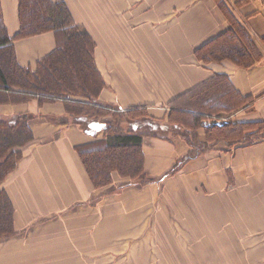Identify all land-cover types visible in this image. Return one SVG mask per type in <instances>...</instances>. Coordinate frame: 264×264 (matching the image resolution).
<instances>
[{"label":"crops","instance_id":"0c3cea01","mask_svg":"<svg viewBox=\"0 0 264 264\" xmlns=\"http://www.w3.org/2000/svg\"><path fill=\"white\" fill-rule=\"evenodd\" d=\"M53 1L64 2L75 24L93 38L95 66L105 83L98 102L105 108H146L153 121L164 125L170 103L214 74H226L241 95L253 99L229 120L264 121V0H223L261 53L249 69L228 61L206 68L197 62L194 51L229 27L214 0ZM17 4L0 0L10 38L19 28ZM55 47L53 33L13 44L18 64L32 70ZM0 114L27 115L33 134L1 186L13 207L14 235L0 241V264H163L166 250L151 245H165L166 235L173 236L176 247L170 251L180 253L173 264H182L179 245L193 248L196 257L190 262L198 261L193 264H213L203 261L206 244L199 238L208 241L210 236L212 242L213 229L234 237L239 251L259 250L255 246L264 240V140L231 151L212 149L179 166L190 150L185 141L144 137L141 151L151 184L137 188L115 176L110 186L96 189L76 149L101 140L105 121L96 129L80 126L62 102L39 104L36 99L2 104ZM203 133L199 129L198 135ZM172 173L195 210L188 225L167 229L160 227L166 213L151 211L149 203L150 194L159 201ZM232 264H264V258Z\"/></svg>","mask_w":264,"mask_h":264},{"label":"trees","instance_id":"16d2710c","mask_svg":"<svg viewBox=\"0 0 264 264\" xmlns=\"http://www.w3.org/2000/svg\"><path fill=\"white\" fill-rule=\"evenodd\" d=\"M214 1L229 27L194 51L197 62L205 68L224 61L238 68H251L261 60L260 51L226 3ZM17 2L19 28L12 38L3 25L0 12V106L26 103L31 99H36L39 104L59 101L65 112L79 122L78 125L81 122L91 129L100 127L99 120L110 118L102 125L105 133L101 140L76 149L93 187H108L115 176L122 179L124 185L142 187L151 183L144 171L141 151L143 138L149 135L137 127L127 129L126 126L131 122L152 120L147 109L119 111L99 104L105 83L95 66V43L85 28L75 24L64 2ZM45 33L54 34V51L38 61L35 70L20 66L13 49L14 42ZM252 102L251 97L241 95L234 88L228 75L214 74L170 103L166 115L169 127L166 129L168 133L179 135L191 148L181 162L195 159L211 149L205 147L194 151L192 144L199 143V129L204 130L206 144L225 142L232 148L263 141L264 121L237 123L229 120L232 114L248 108ZM29 120L27 115L6 118L0 114V241L14 235L13 207L1 186L21 160V149L33 141ZM95 133V130L91 131L90 135Z\"/></svg>","mask_w":264,"mask_h":264},{"label":"rangeland","instance_id":"374dc122","mask_svg":"<svg viewBox=\"0 0 264 264\" xmlns=\"http://www.w3.org/2000/svg\"><path fill=\"white\" fill-rule=\"evenodd\" d=\"M110 120L111 119L107 117L105 119L99 120L98 122H104V121L107 122ZM163 123L164 125H162L160 121L156 122L150 119H145V120L138 121L137 124L135 123L132 124L131 122L127 124L126 126H127V129H129L130 127L131 129H135V127H137L139 131L145 133L146 135H149V136H146L149 138L165 137L167 139L168 137H171L170 139H172L173 137H176V136L180 138L179 135H173L172 133H168L164 131V130H167L166 128L164 129V127H169V126L167 125L168 123L166 120ZM126 126L123 125L122 127L125 129ZM151 135H155V136H151ZM198 138H199L198 140L199 143L192 144L195 152L198 150L199 151L204 150L205 147L211 148L210 150L221 148L222 151H226V150L231 151L232 149L237 148L238 146H243V145H237V146H233L232 148H228L225 142L224 143L216 142L214 144H209V143L206 144L204 133L203 135H198ZM185 162H188V161H183L179 163L178 165L180 166ZM173 179H174V173H172L164 182L165 187H166L163 190L165 196L163 194V191L161 190L159 193L160 195L159 201L157 199V195L155 197H152V194H150L151 195V201L149 203L150 210L156 213H158V211L166 213L165 219L160 220V227H165L167 229H169V227L172 229H175L176 228V226L174 225L175 223L176 224L181 223V227H184L182 224L188 225L189 224L188 215H190L191 211L195 210L194 205L189 202L188 196L184 195L183 190L181 188L182 185L177 181L173 183ZM219 206L221 207V205ZM144 207H146V205H144ZM220 211L222 210L220 209ZM174 215L178 218V220H174ZM153 226L158 227L156 221ZM228 231L229 230H226V232ZM199 238L201 240L200 242H205L206 244L205 249L202 252V254H204L206 257V258L205 257L203 258L204 262L208 261V262H212L213 264H226V262H230V264H232V261H237L238 259H250V257L253 259L264 258V240L259 242V244L255 246L256 248H259V250H255L252 252H246V251L237 250L236 244L234 243V241L232 242V240H235V238L232 237L231 235H224L223 232H220V229H213L212 242H210V236H208V239H209L208 241H206L205 239L206 236H201ZM172 239H173L172 235L171 236L166 235L165 245H163L161 241L160 243L155 241L151 245V248H155L156 251L166 250V253L162 254V255H165V258L160 259V262L163 264H173V260L175 261V255L180 254V253H173V251H170L176 248L174 247V242L172 241ZM261 239H264V237H261ZM229 241H230V244H229ZM183 243L185 242L183 241ZM179 246H180L179 248H181V254H182L181 263L182 264H185V263L193 264V263L198 262L196 259H192V262H190L191 257H196L195 253L193 252V248H190V245H187L188 246L187 249H184L183 246L181 245ZM157 262L158 261H156L155 263Z\"/></svg>","mask_w":264,"mask_h":264}]
</instances>
